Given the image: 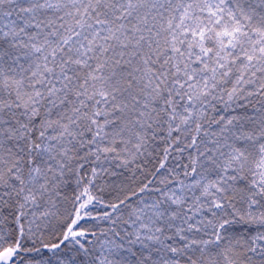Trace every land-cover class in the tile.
Listing matches in <instances>:
<instances>
[{
  "label": "snow or ice",
  "instance_id": "snow-or-ice-1",
  "mask_svg": "<svg viewBox=\"0 0 264 264\" xmlns=\"http://www.w3.org/2000/svg\"><path fill=\"white\" fill-rule=\"evenodd\" d=\"M0 264H264V0H0Z\"/></svg>",
  "mask_w": 264,
  "mask_h": 264
}]
</instances>
